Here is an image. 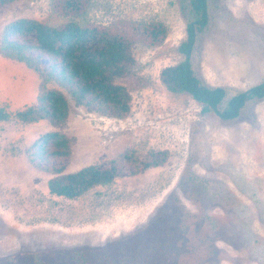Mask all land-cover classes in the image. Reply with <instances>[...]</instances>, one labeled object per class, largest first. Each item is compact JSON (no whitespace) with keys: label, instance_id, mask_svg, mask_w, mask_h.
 Masks as SVG:
<instances>
[{"label":"rangeland","instance_id":"obj_1","mask_svg":"<svg viewBox=\"0 0 264 264\" xmlns=\"http://www.w3.org/2000/svg\"><path fill=\"white\" fill-rule=\"evenodd\" d=\"M51 1L0 4V37L19 17L50 26L69 20L51 11ZM193 18L190 0H89L74 18L156 20L167 35L131 47L132 70L146 83L129 90L125 116L102 115L51 81L47 87L68 100L63 121L0 120V264H264V98L222 119L159 79L184 58L178 45ZM190 61L203 83L225 88L226 99L264 81V0H207ZM39 84L34 70L0 51V107L14 113L34 104ZM46 131L68 138L69 154L50 159L63 172L107 165L125 150L139 160L164 151L165 159L135 174L131 161L122 162L111 182L59 196L47 188L52 174L25 152Z\"/></svg>","mask_w":264,"mask_h":264},{"label":"trees","instance_id":"obj_2","mask_svg":"<svg viewBox=\"0 0 264 264\" xmlns=\"http://www.w3.org/2000/svg\"><path fill=\"white\" fill-rule=\"evenodd\" d=\"M13 0H0L5 4ZM89 0H52V12L69 16L58 26H50L34 18L19 17L6 23L1 31L0 51L3 55L23 62L40 77L39 91L34 104L14 113L0 107V120L11 116L22 122L47 119L63 121L68 115V100L57 88L47 87L56 81L69 90L80 104L93 106L102 115L123 117L129 110V90L139 89L146 79L132 70L135 43L147 46L160 44L167 35L161 21L143 22L117 19L108 24L79 22ZM194 18L186 24V38L178 45L184 55L179 62L164 66L159 79L173 93H189L201 104L202 113L213 111L222 119L238 116L246 102L264 98V81L239 91L226 99V90L210 86L195 74L190 61L197 31L207 23V0H190ZM121 80L122 82H119ZM225 100L224 106H222ZM29 160L52 174L47 180L48 191L68 198L77 197L90 188L111 182L121 175V163L131 161L135 174L165 159V152H149L148 159L139 160L125 150L107 165L88 164L73 172H63L64 164H52L51 158L69 154L68 138L59 131H46L25 150Z\"/></svg>","mask_w":264,"mask_h":264}]
</instances>
